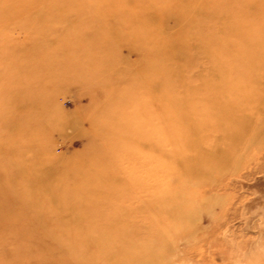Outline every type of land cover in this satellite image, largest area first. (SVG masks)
<instances>
[{
	"label": "rangeland",
	"instance_id": "1",
	"mask_svg": "<svg viewBox=\"0 0 264 264\" xmlns=\"http://www.w3.org/2000/svg\"><path fill=\"white\" fill-rule=\"evenodd\" d=\"M195 1L0 0V264H264V0Z\"/></svg>",
	"mask_w": 264,
	"mask_h": 264
},
{
	"label": "bare ground",
	"instance_id": "2",
	"mask_svg": "<svg viewBox=\"0 0 264 264\" xmlns=\"http://www.w3.org/2000/svg\"><path fill=\"white\" fill-rule=\"evenodd\" d=\"M199 1H202V0H196L193 3H190V5H187V9H190L192 7V10L194 9V11H193L194 12V15L201 17V16H204V15H202V13L200 12L201 10H199V9L203 6V3L202 2H199ZM248 11L251 12V10H248ZM260 11L261 12H259V13L256 12L253 15V17H255L257 15V17H259V19H255V20L251 21V22H254V23H249L248 22L249 25H248V27H246L248 29L246 32H253L250 29L254 30L257 26H259L261 24L262 33H260V34L259 33H250V34H247L248 35V38H246L245 36L243 37V38L247 39V40L244 39V42H245V45H246L247 49H249L250 51H252V53H256V54H259V53H263L264 52V20L262 21V19H264V7ZM239 28H240V25L238 27H236V29H238V32H240V29ZM223 29H226V28L223 27ZM229 30H230V32H232L233 28H231ZM160 31H161V35L158 33V37H159L160 43H161V44L159 43L160 44L159 46H160L161 49L164 48L165 51H166V52H163L164 54H163L162 58L164 60H166L165 59V56L166 55L169 56V54H171V55H176V57H179L181 60L187 61V60H185L186 59V56L184 57L183 49L181 48V45L182 44H179V46H177V45L172 44L171 43V40L167 42L166 40H167L168 37H166L164 35L166 33V28L165 29H162ZM227 32H228V30H227ZM235 34H237V33H235ZM155 35H156V33H155ZM152 36H154V35H152ZM183 43L186 44V42H183ZM205 43L208 44V45H211L212 43H214V41L209 40V41H207ZM168 45H170V46H168ZM258 45H260L261 47L259 48ZM166 49H169V50H166ZM255 61L257 63H260V61H263L264 62V55L263 56H260V57H257ZM256 62H251L250 61V62H248V64L251 65V64H255ZM162 63H164V65H165V62H162ZM171 65H172V63H171ZM214 66H217L219 68V69H217V68L215 69V70H219V72L218 71H215V70H212V72H211L212 73L211 79L224 81V80H227V79L230 78V72H229L228 68L226 67L227 68L226 69L224 66H222V64H220V61H218V63H214ZM263 79H264V77H262V80ZM212 92L214 94H217V95L218 94H221V95L227 94V90H223L221 88H219V89L217 88L215 90H212ZM241 94H244V93L239 92V95H241ZM238 109H239V107H237L236 109H233L234 110L233 112L236 113V114L238 113V116H241L240 111ZM236 110H238V111H236ZM23 113H24V109L22 110V114ZM248 127H249L248 124H246V123L241 124V123H238V122H234V124L230 126V128H233V129L235 128L236 130H238V129L245 130ZM193 160H195V161H193ZM186 162H183L185 164H183V166H182V170L185 173H189V174L193 173V174H196V173L199 172L197 158H191L190 161L188 160ZM181 174H182V172H181Z\"/></svg>",
	"mask_w": 264,
	"mask_h": 264
}]
</instances>
